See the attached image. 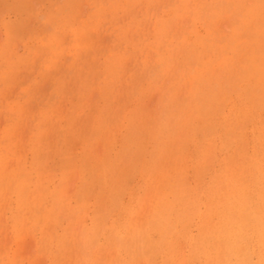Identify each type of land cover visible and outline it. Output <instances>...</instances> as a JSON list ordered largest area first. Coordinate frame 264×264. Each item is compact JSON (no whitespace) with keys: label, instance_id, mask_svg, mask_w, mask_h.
Masks as SVG:
<instances>
[{"label":"rangeland","instance_id":"374dc122","mask_svg":"<svg viewBox=\"0 0 264 264\" xmlns=\"http://www.w3.org/2000/svg\"><path fill=\"white\" fill-rule=\"evenodd\" d=\"M60 1L0 0V264H264V0Z\"/></svg>","mask_w":264,"mask_h":264},{"label":"bare ground","instance_id":"6f19581e","mask_svg":"<svg viewBox=\"0 0 264 264\" xmlns=\"http://www.w3.org/2000/svg\"><path fill=\"white\" fill-rule=\"evenodd\" d=\"M25 1H26V0H25ZM40 1L42 2V0H40ZM59 1H60V0H59ZM70 1H71V0H69V2H70ZM102 1H103V0H102ZM102 1H100V2L102 3ZM107 1H108V0H107ZM118 1L120 2V0H118ZM144 1H145V0H144ZM151 1H152V0H151ZM157 1H158V0H157ZM219 1H221V0H219ZM1 2H2V1H1ZM55 2H56V1H55ZM72 2H73V1H72ZM82 2H83V1H82ZM94 2H95V1H94ZM123 2H124V1H123ZM136 2H138V1H136ZM168 2H169V1H168ZM171 2H172V1H171ZM176 2H177V1H175V3H176ZM188 2H189V1H188ZM200 2H201V1H200ZM213 2H214V1H213ZM221 2H223V1H221ZM60 3H61V1H60ZM70 3H71V2H70ZM73 3L75 4V2H73ZM97 3H98V2H97ZM107 3H109V2H107ZM124 3H125V2H124ZM144 3H146V2H144ZM152 3H153V2H152ZM198 3H199V2H198ZM198 3H197V4H198ZM208 3H209V2H208ZM214 3H216V2H214ZM223 3H224V2H223ZM248 3H249V2H248ZM259 3H261V2H259ZM3 4H4V3H3ZM6 4H7V3H6ZM52 4H53V3H52ZM52 4H51L50 6H52ZM87 4H88V3H87ZM92 4L94 5V3H92ZM104 4H105V3H104ZM112 4H114V2H113ZM117 4H118V3H117ZM117 4H116V5H117ZM120 4H121V3H120ZM156 4H157V3H156ZM156 4H155L154 6H156ZM168 4H169V3H168ZM186 4H188V3H186ZM197 4H196V5H197ZM209 4H210V3H209ZM209 4H208V7H209ZM238 4H239V3H238ZM263 4H264V3H263ZM0 5H1V4H0ZM8 5H9V4H8ZM76 5H78V4H76ZM108 5H109V4H108ZM108 5H107V6H108ZM147 5H148V4H147ZM152 5H153V4H152ZM165 5H166V4H165ZM194 5H195V4H193V6H194ZM200 5H201V4H200ZM218 5H219V4H218ZM259 5H260V4H259ZM9 6H10V5H9ZM13 6H14V5H13ZM13 6H12V8H13ZM24 6H25V5H24ZM24 6H23V7H24ZM26 6L28 7V5H26ZM26 6H25V8H27ZM47 6H48V5H47ZM81 6H82V5H81ZM83 6H85V3H84ZM87 6H88V5H87ZM104 6H105V5H104ZM111 6H112V5H110V8H112ZM114 6H115V5H114ZM120 6H121V5H120ZM122 6H123V4H122ZM122 6H121V8H122ZM139 6H140V5H139ZM149 6H150V5H149ZM169 6L172 7L171 5H169ZM169 6H168V8H169ZM179 6H180V5H179ZM188 6H189V4H188ZM3 7H4V6H3ZM14 7H15V6H14ZM73 7H74V6H73ZM73 7H72V8H73ZM99 7H100V5H99ZM108 7H109V6H108ZM181 7H182V5H181ZM196 7H197V6H196ZM198 7H199V6H198ZM201 7H203V5H202ZM237 7H238V6H237ZM38 8H39V7H38ZM38 8H37V9H38ZM41 8H42V7H41ZM67 8H68V7H67ZM67 8H66V9H67ZM84 8H85V7H84ZM95 8H96V7H95ZM97 8H98V6H97ZM110 8H107V9H110ZM123 8H124V7H123ZM148 8H149V7H148ZM182 8H183V7H182ZM186 8H187V7H186ZM188 8H189V7H188ZM188 8H187V9H188ZM193 8H194V7H193ZM193 8H192V9H193ZM226 8H227V7H226ZM234 8H235V7H234ZM263 8H264V7H263ZM5 9H6V8H5ZM9 9H10V8H9ZM20 9H21V7H20ZM56 9H57V7H56ZM70 9H71V8H70ZM100 9H102V7H100V8L98 9V11H99ZM113 9H114V8H113ZM166 9H167V8H166ZM176 9H177V8H176ZM179 9H180V8H179ZM184 9H185V7H184ZM184 9H183V10H184ZM200 9H202V8H200ZM208 9H209V8H208ZM10 10H11V9H10ZM17 10H18V9H17ZM17 10H16V11H17ZM30 10H31V9H30ZM45 10H46V9H45ZM45 10H43V11H44V12H47V11H45ZM86 10H87V9H86ZM89 10H90V9H89ZM91 10H92V9H91ZM91 10H90V11H91ZM93 10H94V9H93ZM104 10H105V9H104ZM117 10H118V9H117ZM122 10H123V9H122ZM125 10H126V9H125ZM125 10H124V11H125ZM169 10H171V9H168V11H169ZM190 10H191V9H190ZM205 10H206V9H205ZM219 10H220V9H219ZM222 10H223V9H222ZM222 10H221V11H222ZM254 10H256V9H254ZM6 11H8V10H6ZM21 11H22V10H21ZM41 11H42V10H41ZM41 11H40V12H41ZM64 11H65V9H64ZM77 11H78V9H77ZM90 11H89V13H91ZM100 11H101V10H100ZM112 11H115V10H112ZM129 11H131V10H129ZM132 11H133V9H132ZM146 11H147V10H145V12H146ZM171 11H172V10H171ZM178 11H179V10H178ZM195 11H196V10H195ZM257 11H259V10H257ZM9 12H10V11H9ZM37 12H39V11H37ZM37 12H36V13H37ZM70 12H71V11L69 10V13H70ZM74 12H75V11H74ZM74 12H73V13H74ZM81 12L83 13L84 11L82 10ZM121 12H122V11H121ZM142 12H143V11H142ZM148 12H149V11H148ZM189 12H190V11H189ZM197 12H198V11H197ZM204 12H205V11H204ZM206 12H207V11H206ZM223 12H224V10H223ZM33 13H34V12H33ZM41 13H42V12H41ZM41 13H40V14H41ZM52 13H53V11H52ZM52 13H50V14H52ZM57 13H58V11H57ZM73 13H72V14H73ZM76 13H77V12H76ZM76 13H75V14H76ZM82 13H80V15H81ZM126 13H127V12H126ZM126 13H125V14H126ZM183 13H184V12H183ZM190 13H191V12H190ZM193 13H194V12H193ZM212 13H213V12H212ZM212 13H211V14H212ZM215 13H216V12H215ZM249 13H252V12H249ZM249 13H246V14H249ZM259 13H261V12H259ZM259 13H258V14H259ZM25 14H26V13H25ZM66 14H67V13H66ZM72 14H71V16H72ZM91 14H92V13H91ZM102 14H103V13H102ZM105 14H106V13H105ZM110 14H111V13H110ZM140 14H141V13H140ZM147 14H148V13H147ZM147 14H146V15H147ZM186 14H188V13H186ZM194 14H195V13H194ZM205 14H206V13H205ZM208 14H209V13H208ZM216 14H217V13H216ZM221 14H222V13H221ZM223 14H224V13H223ZM235 14H236V13H235ZM29 15H30V14H29ZM52 15H53V14H52ZM55 15H56V13H55ZM77 15H78V14H77ZM93 15H94V14H93ZM142 15H143V13H142ZM142 15H140V16H142ZM146 15H145V16H146ZM184 15H185V14H184ZM190 15H191V14H188V16H190ZM195 15H196V14H195ZM243 15H244V14H243ZM40 16H41V15H40ZM45 16H46V15H45ZM53 16H54V15H53ZM56 16H57V15H56ZM85 16H86V15H85ZM90 16H91V15H90ZM106 16H107V15H106ZM110 16L112 17L113 15L111 14ZM115 16H116V14H115ZM132 16H134V15H132ZM180 16H182V15H180ZM199 16H201V14H200ZM214 16H215V15H214ZM214 16H213V17H214ZM218 16H219V13H218ZM249 16H251V15H249ZM18 17H19V16H18ZM18 17H16V18H18ZM20 17H22V16H20ZM43 17H44V16H43ZM62 17H63V16H62ZM82 17H83V16H82ZM88 17H89V16H88ZM108 17H109V16H108ZM108 17H107L106 19H108ZM123 17H124V16H123ZM142 17H143V16H142ZM196 17H197V15H196ZM203 17H204V16H203ZM232 17H233V16H232ZM244 17H245V16H244ZM244 17H242V18H244ZM247 17H248V16H247ZM27 18H28V17H27ZM113 18H114V17H113ZM117 18H119V17H117ZM120 18H121V17H120ZM160 18H161V17H160ZM163 18H164V17H163ZM184 18H185V17H184ZM187 18H188V17H187ZM194 18H195V17H194ZM255 18H256V16H255ZM29 19H30V17H29ZM29 19H28V20H29ZM35 19H36V18H35ZM43 19H44V18H43ZM47 19H49V18H47ZM85 19H86V18H85ZM88 19H90V17H89ZM88 19H87V20H88ZM93 19H94V18H93ZM104 19H105V18H104ZM157 19H158V18H157ZM192 19H193V18H192ZM218 19H219V18H218ZM4 20H5V19H4ZM9 20H10V19H9ZM37 20H38V19H37ZM44 20H45V19H44ZM51 20H53V19H51ZM110 20H111V19H109L108 22H109ZM134 20H135V19H134ZM134 20H132V21H134ZM190 20H191V19H190ZM249 20H250V19H249ZM251 20H253V19H251ZM251 20H250V21H251ZM1 21H2V20H1ZM10 21H11V20H10ZM24 21H25V20H24ZM34 21H35V20H34ZM57 21H58V20H57ZM90 21H92V20H90ZM111 21H112V20H111ZM116 21H117V20H116ZM146 21H147V19H146ZM174 21H175V20H174ZM174 21H173V22H174ZM191 21L193 22V20H191ZM2 22H3V21H2ZM19 22H20V21H19ZM27 22L29 23V21H27ZM60 22H62V21H60ZM113 22H114V21H113ZM127 22H129V21H127ZM130 22H131V21H130ZM208 22H210V21H208ZM234 22H235V21H234ZM20 23H21V22H20ZM52 23H53V21H52ZM86 23H88V26H89V22L87 21ZM106 23H107V22H106ZM111 23H112V22H111ZM111 23H110V24H111ZM114 23H115V22H114ZM134 23H135V22H134ZM156 23H157V22H156ZM159 23H160V22H159ZM161 23H162V22H161ZM211 23H212V20H211ZM12 24H13V23H12ZM23 24H24V23H23ZM30 24H31V23H30ZM40 24H41V23H40ZM47 24H48V23H47ZM53 24H54V23H53ZM67 24H68V23H67ZM90 24H92V23H90ZM93 24H94V23H93ZM116 24H117V23H116ZM121 24L123 25V23H121ZM169 24L172 25V23H169ZM15 25H16V23H15ZM31 25H32V24H31ZM49 25H50V23H49ZM108 25H109V24H108ZM122 25H121V26H122ZM124 25H125V24H124ZM124 25H123V26H124ZM138 25H140V24H138ZM208 25H209V24H208ZM240 25H242V24H240ZM0 26H1V25H0ZM16 26H20V25L18 24V25H16ZM28 26H29V25H28ZM61 26H62V25H61ZM100 26H101V25H100ZM121 26H120V27H121ZM168 26H169V25H168ZM14 27H15V26H14ZM54 27H55V25H54ZM58 27H59V26H58ZM85 27H86V26H85ZM110 27H111V26H110ZM138 27H139V26H138ZM166 27H167V26H166ZM184 27H185V26H184ZM237 27L239 28V26H237ZM237 27H236V28H237ZM43 28H44V27H42V29H43ZM55 28H56V27H55ZM55 28H54V29H55ZM62 28H63V27H62ZM81 28H82V27H81ZM83 28H84V27H83ZM90 28H91V27H90ZM115 28H116V27H115ZM121 28H122V27H121ZM128 28H129V27H128ZM141 28H142V27H141ZM155 28H156V27H155ZM157 28H158V27H157ZM205 28H206V27H205ZM244 28H246V27H244ZM42 29H41V30H42ZM51 29H52V28H51ZM63 29H64V28H63ZM65 29H66V28H65ZM87 29H88V27H87L85 30H83V32H82L80 29H78L77 31L75 30V31H76V37H77V40H78V41H79L80 38L82 37V34L84 33V31H88V30H89V29H88V30H87ZM107 29H108V27H107ZM112 29H113V28H112ZM160 29H161V28H160ZM191 29H192V27H191ZM227 29H228V28H227ZM17 30H19V29H17ZM48 30H49V29H48ZM66 30H68V29H66ZM66 30H65V31H66ZM69 30H70V29H69ZM93 30H94V29H93ZM100 30H101V29H100ZM100 30H99V31H100ZM102 30H103V29H102ZM118 30H119V29H118ZM118 30H117V31H118ZM131 30H132V29H131ZM138 30H139V29H138ZM142 30H143V29H142ZM228 30H229V29H228ZM235 30H236V29H235ZM28 31H31L30 28H29ZM57 31H58V30H57ZM63 31H64V30H63ZM65 31H64V32H65ZM75 31H73V32L75 33ZM122 31H123V30H122ZM156 31H157V30H156ZM163 31H164V30H163ZM166 31H167V30H166ZM242 31H243V30H242ZM253 31H254V30H253ZM38 32H39V31H38ZM59 32H60V31H59ZM90 32H91V31H90ZM107 32H108V31H107ZM107 32H106V33H107ZM114 32H116V31H114ZM119 32H120V31H119ZM141 32H143V31H141ZM149 32H151V31H149ZM149 32H148V33H149ZM228 32H229V31H228ZM33 33H34V32H33ZM42 33H43V32H42ZM65 33H66V32H65ZM70 33H72V32H70ZM70 33H69V34H70ZM74 33H73V34H74ZM110 33H111V32H110ZM112 33H113V32H112ZM130 33H132V32L130 31ZM138 33L140 34V32H138ZM143 33H144V32H143ZM210 33H211V32H210ZM14 34H15V32H14ZM31 34H32V33H31ZM97 34H99V33L97 32ZM122 34H123V33H122ZM136 34H137V33H136ZM136 34H135V35H136ZM235 34H236V32H235ZM237 34H238V33H237ZM262 34H263V33H262ZM61 35H62V34H61ZM93 35H94V34H93ZM103 35H104V34H103ZM109 35H110V34H109ZM114 35H115V34H114ZM114 35H113V36H114ZM118 35H119V34H118ZM133 35H134V34H133ZM135 35H134V36H135ZM142 35H143V34H142ZM209 35H210V34H209ZM225 35H226V34H225ZM231 35H232V33H231ZM17 36H18V35H17ZM64 36H65V35H64ZM66 36H67V35H66ZM71 36H72V35H71ZM110 36H111V35H110ZM116 36H117V35H116ZM119 36H120V35H119ZM125 36H126V35H125ZM137 36L140 37L139 35H137ZM153 36H154V35H153ZM166 36H167V34H166ZM166 36H165V37H166ZM172 36H173V35H172ZM205 36H206V35H205ZM239 36H240V35H239ZM73 37H74V36H73ZM95 37H96V36H95ZM97 37H98V36H97ZM176 37H177V36H176ZM200 37H201V36H200ZM223 37H224V36H223ZM236 37H238V36H236ZM236 37H235V38H236ZM15 38L18 39V37H15ZM64 38H65V37H64ZM110 38H111V37H110ZM143 38H144V37H143ZM145 38H146V37H145ZM196 38H199V36L196 37ZM1 39H2V37H1ZM21 39H22V38H21ZM27 39H30V38L28 37ZM62 39H63V38H62ZM68 39H69V38H68ZM75 39H76V38H75ZM125 39H126V38H125ZM132 39H133V38H132ZM147 39H148V38H147ZM147 39H145V40H147ZM153 39H154V38H153ZM252 39H254V38H252ZM11 40H12V39H11ZM32 40H33V39H32ZM70 40H71V39H70ZM70 40H69V42H70ZM126 40H127V39H126ZM154 40H155V39H154ZM154 40H153V41H154ZM163 40H164V39H163ZM165 40H167V39H165ZM208 40H209V39H208ZM224 40H225V39H224ZM233 40H234V38H233ZM262 40H263V39H262ZM12 41H13V40H12ZM14 41H15V40H14ZM24 41H25V40H24ZM72 41H73V40H72ZM91 41H92V40H91ZM112 41H113V40H112ZM122 41H123V40H122ZM138 41H139V40H138ZM177 41H178V40H177ZM191 41H193V39H192ZM64 42H65V41H64ZM87 42H88V41H87ZM93 42H96V41H93ZM117 42H118V41H117ZM129 42H131V41H129ZM144 42H146V41H144ZM151 42H152V41H151ZM155 42H156V41H155ZM193 42H194V41H193ZM31 43H32V42H31ZM77 43H78V42H77ZM118 43H120V41H119ZM178 43H180V42H178ZM6 44H7V43H6ZM21 44H22V43H21ZM41 44H42V42H41ZM72 44H73V43H72ZM84 44H85V43H84ZM123 44H124V43H123ZM137 44H138V42H137ZM152 44H153V43H152ZM152 44H151V45H152ZM156 44H157V43H156ZM182 44H183V42H182ZM228 44H230V43H228ZM2 45H3V44H2ZM4 45H5V44H4ZM22 45H23V44H22ZM60 45H62V44H60ZM70 45H71V44H70ZM74 45H80V43H78V44H74ZM90 45H91V42H90ZM113 45H115V44H113ZM113 45H111V46L113 47ZM144 45H145V44H144ZM162 45H163V44H162ZM180 45H181V44H180ZM180 45H179V46H180ZM213 45H214V44H213ZM213 45H211V46H213ZM18 46L20 47V45H18ZM27 46H28V45H27ZM45 46H46V45H45ZM137 46H138V45H137ZM156 46H158V45H156ZM175 46H176V44H175ZM256 46H258V45H256ZM30 47H31V46H30ZM39 47H40V46H39ZM42 47H43V46H42ZM61 47H62V46H61ZM63 47H65V46H63ZM67 47H69V46H67ZM125 47H126V46H125ZM138 47H139V46H138ZM158 47H159V46H158ZM161 47H162V46H161ZM161 47H159V49H160ZM258 47H259V46H258ZM22 48H23V47H22ZM26 48H27V47H26ZM40 48H41V47H40ZM69 48H70V47H69ZM75 48H76V46H75ZM154 48H155V47H154ZM156 48H157V47H156ZM156 48H155V49H156ZM256 48H257V47H256ZM5 49H6V48H5ZM11 49H12V48H11ZM14 49H15V48H14ZM16 49H17V48H16ZM44 49H45V48H44ZM67 49H68V48H67ZM78 49H79V48H78ZM80 49H81V48H80ZM80 49H79V50H80ZM98 49H99V48H98ZM110 49H111V48H110ZM112 49H113V48H112ZM112 49H111V50H112ZM134 49H135V48H134ZM12 50H13V49H12ZM26 50H27V49H26ZM26 50H24V51H26ZM76 50H77V49H76ZM76 50H75V52H76ZM79 50H78V51H79ZM83 50H84V49H83ZM122 50H123V49H121V51H122ZM139 50H140V49H139ZM163 50H164V49H163ZM172 50H173V49H172ZM10 51H11V50H10ZM27 51H28V50H27ZM35 51H36V50H35ZM60 51H61V50H60ZM87 51H88V50H87ZM100 51H101V50H100ZM115 51H116V50H115ZM121 51H118V52L120 53ZM125 51H126V50H125ZM216 51H218V50H216ZM254 51H255V49H254ZM259 51H260V50H259ZM11 52H12V51H11ZM30 52H31V51H30ZM61 52H63V51H61ZM70 52H71V51H70ZM75 52H74V53H75ZM109 52H110V51H109ZM118 52H117V53H118ZM123 52H124V51H123ZM152 52H153V51H152ZM152 52H151V53H152ZM163 52H164V54H165L166 51H163ZM181 52H182V51H181ZM256 52H257V51H256ZM85 53H86V52H85ZM85 53H84V55H85ZM119 53H118V54H119ZM125 53H126V52H125ZM130 53H131V52H130ZM130 53H129V54H130ZM135 53H136V52H135ZM142 53H143V52H142ZM173 53H174V52H173ZM252 53H253V52H252ZM75 54H76V53H75ZM78 54H79V53H78ZM81 54H82V53H81ZM87 54H88V53H87ZM89 54H90V50H89ZM114 54H115V53H114ZM123 54H124V53H123ZM146 54H147V53H146ZM159 54H160V53H159ZM41 55H42V53H41ZM46 55H47V54H46ZM69 55H70V54H69ZM119 55H120V54H119ZM192 55H193V54H192ZM192 55H191V56H192ZM26 56H27V55H26ZM60 56H61V55H60ZM100 56H101V55H100ZM115 56H116V54H115ZM129 56H130V55H129ZM134 56H135V55H134ZM156 56H159V55H156ZM198 56H199V55H198ZM81 57H82V56H81ZM123 57H124V56H123ZM123 57H120V58H123ZM137 57H138V56H137ZM149 57H150V56H149ZM159 57H161V56H159ZM163 57H165V55H164ZM166 57H167V56H166ZM192 57H193V56H192ZM195 57H197V56H195ZM59 58H62V57H59ZM78 58H79V57H77V59H78ZM98 58H99V57H98ZM108 58H109V57H108ZM113 58H115V57H113ZM126 58H127V57H126ZM129 58H131V57H129ZM139 58H141L140 55H139ZM156 58H157V57H156ZM156 58H155V59H156ZM161 58H162V57H161ZM250 58H251V57H250ZM13 59H14V58H13ZM67 59H68V58H67ZM72 59H73V58H72ZM74 59H75V58H74ZM77 59H76V60H77ZM85 59H86V58H85ZM115 59H116V58H115ZM225 59H226V58H225ZM228 59H229V58H228ZM251 59H252V58H251ZM81 60H82V59H81ZM107 60H108V59H107ZM110 60L112 61V59H110ZM119 60H120V59H119ZM121 60H122V59H121ZM140 60H141V59H140ZM143 60H144V59H143ZM156 60H157V59H156ZM158 60H159V59H158ZM2 61H4V60H2ZM2 61H1V63H2ZM47 61H49V60H47ZM65 61H66V60H65ZM82 61H84V60H82ZM105 61H106V60H105ZM114 61H115V60H114ZM123 61H124V60H123ZM123 61H122V62H123ZM136 61H137V59H136ZM153 61H154V60H153ZM11 62H12V61H11ZM35 62H36V61H35ZM106 62H107V61H106ZM147 62H148V60H147ZM228 62H229V60H228ZM241 62H242V61H241ZM77 63H78V62H77ZM82 63H83V62H82ZM93 63H94V62H93ZM115 63H116V61H115ZM120 63H121V61H120ZM139 63H141V62H139ZM159 63H161V62H159ZM193 63H194V62H193ZM83 64H84V63H83ZM83 64H82V65H83ZM87 64H89V63H87ZM90 64H91V63H90ZM98 64H99V63H98ZM104 64H105V63H104ZM123 64H124V63H123ZM162 64H163V63H162ZM162 64H161V65H162ZM9 65H10V63H9ZM74 65H75V64H74ZM78 65H79V64H78ZM91 65H92V64H91ZM117 65H118V64H117ZM129 65H130V64H129ZM137 65H138V62H137ZM223 65H224V64H223ZM4 66H5V65H4ZM70 66L73 67L72 65H70ZM79 66H80V65H79ZM83 66H84V65H83ZM96 66H97V65H96ZM118 66H119V65H118ZM141 66H142V65H141ZM242 66H243V65H242ZM55 67H56V65H55ZM94 67H95V63H94ZM119 67H121V66H119ZM133 67H134V66H133ZM137 67L139 68V66H137ZM142 67H143V66H142ZM166 67H167V66H166ZM183 67H184V66H183ZM20 68H21V67H20ZM49 68H50V67H49ZM49 68H48V69H49ZM76 68H77V67H76ZM96 68H97V67H96ZM138 68H137V69H138ZM241 68H242V67H241ZM3 69H4V68H3ZM23 69H24V68H23ZM33 69H34V68H33ZM51 69H52V68H51ZM60 69H61V68H60ZM65 69H66V68H65ZM71 69H72V68H71ZM119 69H120V68H119ZM122 69H123V68H122ZM152 69H153V68H152ZM158 69H159V68H158ZM158 69H157V70H158ZM255 69H256V68H255ZM34 70H35V69H34ZM49 70H50V69H49ZM68 70H69V69H68ZM125 70H126V69H125ZM154 70H155V69H154ZM157 70H156V71H157ZM227 70H228V69H227ZM23 71H25V70H23ZM51 71L53 72V70H51ZM165 71H166V70H165ZM188 71H189V69H188ZM238 71H240V70H238ZM238 71H237V73H238ZM33 72H34V71H33ZM69 72H70V71H69ZM71 72H72V71H71ZM117 72H118V71H117ZM260 72H261V71H260ZM49 73H50V72H49ZM72 73H73L72 76H74V72H72ZM76 73H77V72H76ZM125 73H126V71H125ZM145 73H146V72H144V75H145ZM156 73H157V72H156ZM224 73H225V72H224ZM45 74H46V73H45ZM47 74H48V73H47ZM70 74H71V73H70ZM94 74H95V73H93V75H94ZM151 74H152V73H151ZM159 74H160V73H159ZM167 74H168V73H167ZM219 74H220V73H219ZM221 74H223V73H221ZM228 74H229V73H228ZM107 75H108V74H107ZM155 75H156V74H155ZM155 75L152 74L153 77H154ZM171 75H172V74H171ZM223 75H224V74H223ZM251 75H252V74H251ZM261 75H262V74H261ZM13 76H14V75H13ZM13 76H12V77H13ZM63 76H64V75H63ZM66 76H67V75H66ZM87 76H88V75H86V78H87ZM156 76H158V75H156ZM36 77H37V76H36ZM118 77H119V76H118ZM184 77H185V76H184ZM252 77H253V76H252ZM47 78H48V77H47ZM70 78H72V77H70ZM123 78H124V77H123ZM160 78H161V77H160ZM227 78H228V77H227ZM39 79H40V78H39ZM235 79H236V78H235ZM5 80H6V79H5ZM65 80H66V79H65ZM47 81H48V80H47ZM200 81H202L201 78H200ZM228 81H229V80H228ZM65 82H66V81H65ZM154 82H155V81H154ZM229 82H230V81H229ZM63 83H64V82H63ZM63 83H62V85H63ZM160 83H161V82H160ZM3 84H4V83H3ZM3 84H2V85H3ZM121 84H122V83H121ZM198 84H199V83H198ZM32 86H33V85H32ZM74 86H75V85H74ZM133 86H134V85H133ZM8 87H9V85H8ZM134 87H135V86H134ZM200 87H201V86H200ZM1 88H3V87H1ZM61 88H62V87H61ZM132 88H133V87H132ZM162 88H164V87H162ZM169 88H171V87H169ZM18 89H19V88H18ZM178 89H180V88H178ZM197 89H198V88H197ZM211 89H212V88H211ZM213 89H214V88H213ZM113 90H114V89H113ZM132 90H133V89H132ZM175 90H176V89H175ZM209 90H210V89H209ZM52 91H54V90H52ZM55 91H56V90H55ZM0 92H1V91H0ZM57 93H58V92H57ZM65 94H67V93H65ZM170 94H171V93H170ZM53 95H54V94H53ZM92 95H93V94H92ZM115 95H116V94H115ZM11 96H12V95H11ZM11 96H10V97H11ZM51 96H52V94H51ZM62 96H63V95H62ZM169 96H170V95H169ZM180 96H181V95H180ZM52 97H53V96H52ZM14 98H15V97H14ZM42 98H43V96H42ZM91 98H92V97H91ZM24 99H25V98H24ZM47 99H48V98H47ZM178 99H179V98H178ZM183 99H185V98H183ZM25 100H26V99H25ZM29 100H30V99H29ZM32 100H33V99H32ZM48 100H50V99H48ZM61 100H62V99H61ZM46 101H47V100H46ZM119 101H120V100H119ZM260 101H261V99H260ZM260 101H259V102H260ZM39 102H41V100H40ZM39 102H38L37 104H39ZM47 102H48V101H47ZM47 102H46V103H47ZM157 102H158V101H157ZM213 102H214V99H213ZM32 103H33V101H32ZM46 103H45V104H46ZM16 104H17V103H16ZM20 104H21V103H20ZM25 104H26V103H25ZM17 105H18V104H17ZM22 105H23V104H22ZM51 105H52V104H50V107H49V105H48V107L51 108ZM94 105H95V104H94ZM0 106H1V105H0ZM19 106H20V105H19ZM45 106H46V105H45ZM147 106H148V105H147ZM52 107H53V106H52ZM17 108H18V107H17ZM1 109H2V108H1ZM14 110H15V108H14ZM46 110H47V109H46ZM89 110H91V109H89ZM144 110H145V109H144ZM162 110H163V109H162ZM0 111H1V110H0ZM17 111H19V109H18ZM17 111H16V112H17ZM49 111H50V110H49ZM153 111H154V110H153ZM153 111H152V112H153ZM110 112H111V111H110ZM118 112H119V111H118ZM4 113H5V112H4ZM11 113H12V112H11ZM50 113H51V112H50ZM15 114H16V113H15ZM108 114H109V113H108ZM0 115H1V114H0ZM9 115H10V113H9ZM9 115H8V116H9ZM49 115H50V114H49ZM80 115H81V114H80ZM8 116H7V117H8ZM114 116H115V115H114ZM114 116H113V117H114ZM131 116H132V115H131ZM15 117H16V115H15ZM33 117H34V116H33ZM46 117H47V116H46ZM80 117H81V116H80ZM113 117H112V120H113ZM1 118H2V117H1ZM12 118H13V117H12ZM77 118H78V117H77ZM114 118H115V117H114ZM45 119H46V118H45ZM3 120H4V119H3ZM33 120H34V119H33ZM137 120H138V119H137ZM212 120H213V118H212ZM9 121H10V120H9ZM41 121H42V120H40V122H41ZM51 121H52V120H51ZM6 122H7V120H6ZM18 122H19V121H18ZM18 122H17V123H18ZM108 122H109V121H108ZM30 123H31V122H30ZM151 123H152V122H149V124H151ZM154 123H155V122H154ZM7 124H8V123H7ZM36 124H38V123H36ZM52 124H53V123H52ZM9 125H10V124H9ZM14 125H15V124H14ZM40 125H41V124H40ZM40 125H39V126H40ZM68 125H70V123H69ZM22 126H23V125H22ZM55 126H56V124H55ZM60 126H61V125H60ZM137 126H138V124H137ZM16 127H17V126H16ZM36 127H38V126H36ZM86 127H87V126H86ZM242 127H243V126H242ZM13 128H14V127H13ZM134 128H135V127H134ZM9 129H10V128H9ZM9 129H8V133H9V131H10ZM11 129H12V127H11ZM69 129H70V128H69ZM94 129H95V128H94ZM142 129H143V127H142ZM16 130H17V129H16ZM18 130H19V129H18ZM18 130H17V131H18ZM53 130H54V129H53ZM149 130H150V129H149ZM56 131H57V130H56ZM64 131H65V130H64ZM93 131H94V130H93ZM135 131H136V130H135ZM152 131H153V130H152ZM182 131H184V129H183ZM182 131H181V132H182ZM11 132H12V131H11ZM11 132H10V133H11ZM53 132H54V131H53ZM59 132H60V130H59ZM149 132H150V131H149ZM68 133H69V132H68ZM94 133H95V132H94ZM144 133H145V132H144ZM15 134H16V133H15ZM17 134H18V133H17ZM140 134H141V133H140ZM263 134H264V133H263ZM5 135H7V133H6ZM90 135H91V134H90ZM93 135H95V134H93ZM129 135H130V134H129ZM143 135H144V134H143ZM15 136H16V135H15ZM68 136H69V135H68ZM130 136H131V135H130ZM144 136H145V135H144ZM66 137H67V136H66ZM181 137H182V136H181ZM7 138H9V134L7 135ZM214 138H215V137H214ZM35 139H36V137H35ZM143 139H144V137H143ZM4 140H5V139H4ZM1 141H2V139H1ZM58 141H59V140H58ZM124 141H125V140H124ZM5 142H6V141H5ZM54 142H56V140H55ZM125 142H126V141H125ZM129 142H130V141H129ZM176 142H177V141H176ZM214 142H215V141H214ZM8 143H9V142H8ZM56 143H57V142H56ZM9 144H10V143H9ZM57 144H58V143H57ZM103 144H104V143H103ZM1 145H2V144H1ZM15 145H16V143H15ZM59 145H60V144H59ZM173 145H174V143H173ZM184 145H185V144H184ZM136 146H137V145H136ZM5 147H6V146H5ZM48 147H50V146H48ZM60 147H61V145H60ZM63 147H64V146H63ZM97 147H98V146H97ZM185 147H186V146H185ZM0 148H1V147H0ZM6 148H7V147H6ZM98 148H99V147H98ZM133 148H134V147H133ZM99 149H100V148H99ZM135 149H136V148H135ZM135 149H134V150H135ZM143 149H144V148H143ZM182 149H183V148H182ZM245 149H246V148H245ZM251 149H252V148H251ZM62 150H63V148H62ZM212 150H213V148L211 149V151H212ZM9 151H10V150H9ZM9 151H8V153H9ZM145 151H146V150H145ZM4 152H5V151H4ZM33 152H34V151H33ZM137 152H138V151H137ZM205 152H206V150H205ZM12 154H14V153H12ZM104 154H105V153H104ZM106 154H108V153H106ZM263 154H264V153H263ZM3 155H4V153H3ZM13 156H14V155H13ZM136 156H137V155H136ZM234 156H235V155H234ZM243 156H244V155H243ZM248 156L251 158L250 155H248ZM256 156L258 157V155H256ZM102 157H103V156H102ZM104 157H105V156H104ZM222 157H223V156H222ZM253 157H254V156H253ZM220 158H221V157H220ZM104 159H105V158H104ZM169 159H170V158H169ZM183 159H185V158H183ZM207 159H208V158H207ZM209 159H210V158H209ZM254 159H255V158H254ZM259 159H260V158H259ZM238 160H239V159H238ZM241 160H242V159H241ZM241 160H239V161H241ZM248 160H249V159H248ZM255 160H256V159H255ZM11 161H12V160H11ZM197 161H198V160H197ZM221 161H222V160H221ZM235 161H236V160H235ZM242 161H243V160H242ZM242 161H241V162H242ZM244 161H245V160H244ZM251 161H253V160H251ZM251 161H250V162H251ZM168 162L170 163V161H168ZM184 162H185V161H184ZM231 162H232V161H231ZM261 162H263V161H261ZM218 163H219V162H218ZM255 163H256V162H255ZM101 164H102V160H101ZM198 164H199V163H198ZM225 164H226V163H225ZM227 164H228V163H227ZM246 164H247V163H246ZM252 164H253V163H252ZM252 164H250V165H252ZM256 165H257V164H255V166H256ZM245 166H246V165H245ZM17 167H18V166H17ZM239 167H240V166H239ZM252 167H254V166H252ZM183 168H185L184 165H183ZM199 168H201V167H199ZM205 168H206V166H205ZM234 168H235V167H234ZM254 168H255L254 170H256V171H255L256 174L259 173V171L257 172L256 167H254ZM80 169H81V168H80ZM74 170H75V169H74ZM215 170H217V169H215ZM230 170H231V169H230ZM236 170H239V169H236ZM254 170H253V171H254ZM92 171H93V170H91V172H92ZM96 171H97V172H96ZM96 171H95L96 173L89 174V175H90L89 180H90L91 182H99V181H103V179L100 177V173L98 172V170H96ZM185 171L187 172V170H185ZM185 171H184V172H185ZM15 172H16V171H15ZM251 172H252V170H251ZM261 172H263V171H261ZM80 173H81V172H80ZM121 173H122V172H121ZM243 173H244V172H243ZM17 174H18V173H17ZM87 174H88V173H87ZM128 174H129V173H128ZM202 174H204V173H202ZM239 174H241V173H239ZM80 175H81V178H80V181H79V184H80V187H81L80 190L83 191V190L85 189V187L87 186V185H86V182H88V181L84 182V180H85L84 177L82 176V174H80ZM185 175H186V174H185ZM187 175H188V172H187ZM241 175H242V174H241ZM254 175H255V173H254ZM254 175H253V176H254ZM19 176H20V175H19ZM249 176H250V175H249ZM261 176H262V175H261ZM75 177H76V176H75ZM251 177H252V176H251ZM121 178H122V177H121ZM121 178H120V179H121ZM183 178H184V177H183ZM253 178H254V177H253ZM45 179H46V178H45ZM184 179H185V178H184ZM240 180H241V179H240ZM13 181H14V180H13ZM228 181H229V180H228ZM236 181H237V180H236ZM241 181H242V180H241ZM241 181H239V182H241ZM254 181L258 182V181H260V180H258V179H257V180L254 179ZM69 182H70V181H69ZM239 182H237V183H239ZM247 182H249V181H247ZM261 182H262V181H260L259 183H261ZM20 183H21V182H20ZM34 183H35V182H34ZM34 183H33V184H34ZM242 183H243V182H242ZM242 183H241V184H242ZM5 184H6V183H5ZM11 184H12V183H11ZM33 184H32V187H33ZM176 184H177V186H178L179 183L176 182ZM17 185H18V184H17ZM242 185H243V184H242ZM244 185H245V184H244ZM246 185H247V184H246ZM249 185H250V184H249ZM72 186H73V184H72ZM230 186H231V185H230ZM5 187H6V186H5ZM209 187L211 188L212 186H209ZM246 187H247V186H246ZM131 188H132V187H131ZM230 188H231V187H229V189H230ZM30 189H31V188H30ZM30 189H29V190H30ZM37 189H39V188H37ZM175 189H177V188H175ZM187 189H189V188H187ZM195 189H196V188H195ZM213 189H214V188H213ZM234 189H235V188H234ZM242 189H243V188H242ZM250 189H251V187H250ZM254 189H255V188H254ZM43 190H44V189H43ZM240 190H241V189H240ZM252 190H253V189H252ZM263 190H264V189H263ZM71 191H72V190H71ZM71 191H70V192H71ZM116 191H117V190H116ZM186 191H187V190H186ZM201 191H202V190H201ZM201 191H200V193H201ZM213 191H214V190H213ZM216 191H217V187H216ZM229 191L233 192L232 190H229ZM234 191H235V190H234ZM249 191H250V190H249ZM195 192H196V194H197V190H196ZM222 192H223V191H222ZM237 192H238V191H237ZM247 192H248V191H247ZM33 193H34V192H33ZM159 193H160V192H159ZM192 193H193V192H192ZM210 193H212V191H211ZM210 193H209V194H210ZM217 194H218V193H217ZM0 195H1V194H0ZM193 195H195V194H193ZM198 195H200V194H198ZM231 195H232V194H231ZM176 196H177V192H176ZM213 196H214V195H213ZM216 196H217V195H216ZM245 196H246V194H245ZM81 197H82V194L78 191V192L76 193V199H77V201H79V200L81 199ZM111 197H112V196H111ZM113 197H114V195H113ZM217 197H218V196H217ZM114 198H115V197H114ZM197 198H198V197H197ZM211 198H212V197H211ZM213 198H214V197H213ZM220 198H221V197H220ZM233 198H234V197H233ZM112 199H113V198H112ZM183 199H184V198H183ZM214 199H215V198H214ZM223 199H224V198H223ZM230 199H232V198H230ZM234 199H235V198H234ZM245 199H246V198H245ZM190 200H191V199H190ZM198 200H199V199H198ZM200 200H201V199H200ZM248 200H249V199H248ZM85 201H86V200H85ZM250 201H251V197H250ZM107 202H108V201H107ZM234 202H235V201H234ZM201 203H202V202H201ZM217 203H218V202H217ZM224 203H225V202H224ZM1 204H3V203H1ZM35 204H36V201H35ZM35 204H34V206H35ZM106 204H107V203H106ZM229 204H230V202H229ZM249 204H250V203H249ZM249 204H248V205H249ZM29 205H30V203H29ZM187 205H188V204H187ZM230 205H232V204H230ZM1 206H2V205H1ZM223 206H224V205H223ZM249 206H250V205H249ZM32 207H33V205H32ZM56 207H57V206H56ZM60 207H61V206H60ZM70 207H71V205H70ZM70 207H69L68 209H70ZM101 207H102V204H101ZM191 207H192V206H191ZM197 207H199V206L197 205ZM229 207H230V206H229ZM231 208H232V207H231ZM0 209H1V208H0ZM64 209H65V208H64ZM66 209H67V208H66ZM66 209H65V210H66ZM219 209H220V208H218V210H219ZM73 210H74V209H73ZM188 210H189V209H188ZM230 210H231V209H230ZM233 210H234V209H233ZM233 210H231V211H233ZM247 210H248V209H247ZM80 211H81V210H80ZM192 211H193V210H192ZM231 211H229V212H231ZM52 212H54V211H52ZM71 212H72V211H71ZM59 213H60V212H59ZM72 213H73V212H72ZM96 213H97V212H96ZM96 213H95V211H94V215H93L94 218H95ZM218 213H219V212H218ZM232 213H234V212H232ZM261 213H262V212H261ZM26 214H27V213H26ZM55 214H56V213H55ZM221 214H222V213H221ZM60 215H61V214H60ZM227 215H228V214H227ZM231 215H232V214H231ZM73 216H74V214H73ZM153 216H154V215H153ZM155 216H156V215H155ZM157 216H158V215H157ZM157 216H156V217H157ZM245 216H246V215H245ZM58 217H59V216H58ZM62 217H63V216H62ZM64 217H65V215H64ZM69 217H71V216L69 215ZM231 217H232V216H231ZM231 217H230V219H231ZM189 218H190V217H189ZM215 218H216V217H215ZM245 218H246V217H245ZM66 219H67V218H66ZM68 219H69V218H68ZM224 219L227 220V218H224ZM228 219H229V218H228ZM247 219H249V218H247ZM39 220H40V219H39ZM41 220H42V219H41ZM48 220H49V219H48ZM231 220H232V219H231ZM217 221L219 222L218 219H217ZM228 221H230V220H228ZM228 221H227V222H228ZM36 222H37V221H36ZM54 222H55V221H54ZM153 222H154V221H153ZM189 222H190V221H189ZM191 222H192V221H191ZM236 222H238V221H236ZM47 223H48V222H47ZM100 223H101V222H100ZM26 224H27V223H26ZM148 224H149L148 226H149L152 230L155 229V228H157V224H156V223H148ZM219 224H221V223H219ZM233 224H234V222H233ZM239 224H240V223H239ZM245 224H246V222H245ZM38 225L40 226V224H38ZM185 225H186V224H185ZM222 225H223V224H222ZM225 225H226V224H225ZM227 225H228V224H227ZM230 225H231V224H230ZM253 225H254V223H253ZM34 226L36 227L35 224H34ZM52 226H53V225H52ZM100 226H101V225H100ZM192 226H193V225H192ZM217 226H218V223H217ZM245 226H246V225H245ZM35 227H34V228H35ZM200 227H201V226H200ZM218 227H219V226H218ZM220 227H222V226H220ZM228 227H229V226H228ZM57 228H58V227H57ZM193 228H195V227L193 226ZM234 228H235V227H234ZM234 228H232V229L234 230ZM237 228H239V227H237ZM237 228H236V229H237ZM241 228H242V227H241ZM243 228H244V226H243ZM75 229H76V228H75ZM199 229H200V228H199ZM199 229H198V230H199ZM205 229H206V228H205ZM226 229H227V227H226ZM229 229H230V228H229ZM246 229H247V227H246ZM246 229H245V230H246ZM248 229H249V228H248ZM258 229H259V228H258ZM52 230H53V229H52ZM145 230H146V229H145ZM194 230L196 231V229H194ZM214 230H215V229H214ZM33 231H34V229H33ZM82 231H83V229H82ZM218 231H219V230H218ZM225 231H226V230H225ZM230 231H231V230H230ZM234 231H235V230H234ZM42 232H43V231H42ZM244 232H245V231H244ZM0 233H2V232H0ZM199 233H200V232H199ZM218 233H219V232H218ZM220 233H221V232H220ZM262 233H263V232H262ZM262 233H261V235H263ZM38 234H39V233H38ZM44 234H45V232H44ZM190 234H191V233H189V235H190ZM247 234H248V233H247ZM41 235H42V234H41ZM41 235H40V236H41ZM242 235H243V234H242ZM40 236H39V237H40ZM61 236H62V235H61ZM76 236H77V235H76ZM212 236H213V234H212ZM223 236H224V235H223ZM239 236H240V235H239ZM245 236H246V235H245ZM252 236H254V235L252 234ZM56 237H57V236H56ZM196 237H197V236H196ZM248 237H249V236H248ZM35 238H36V236H35ZM67 238H68V237H67ZM26 239H27V237H26ZM38 239H39V238H38ZM44 239H45V236H44ZM200 239H201V238H200ZM248 239H250V238H248ZM1 240H2V239H1ZM6 240H7V239H6ZM41 240H43V239H41ZM127 240H128V239H127ZM194 240H196V242H197V239H194ZM221 240H222V239H221ZM242 240H243V239H242ZM250 240H251V239H250ZM24 241H26V240H24ZM138 241H140V240H138ZM223 241H224V240H223ZM230 241H231V240H230ZM246 241H247V240H246ZM246 241H244V242H246ZM0 242H1V241H0ZM7 242H8V241H7ZM32 242H33V241H32ZM34 242H35V241H34ZM45 242H46V240H45ZM79 242H80V241H79ZM116 242H117V241H116ZM126 243H127V242H126ZM175 243H176V242H175ZM175 243H174V244H175ZM193 243H194V242H193ZM199 243H200V241H199ZM208 243H210V242H208ZM228 243H229V242H228ZM239 243H240V242H239ZM41 244H42V243H41ZM78 244H79V243H78ZM78 244H77V245H78ZM93 244H94V243H93ZM177 244H178V243H177ZM189 244H190V243H189ZM195 244H196V243H195ZM195 244H194V245H195ZM247 244H249V243L247 242L246 245H247ZM250 244H251V243H250ZM5 245H7V243H6ZM66 245H67V243H66ZM74 245H75V244H74ZM83 245H84V244H83ZM196 245H197V244H196ZM201 245H202V242H201ZM80 246H81V245H80ZM127 246H128V244L126 245V247H127ZM197 246H198V245H197ZM202 246H203V245H202ZM149 247H150V246H149ZM247 247H248V246H247ZM189 248H190V247H189ZM200 248H201V247H200ZM255 248H256V247H255ZM191 249H192V248H191ZM204 249H207V248H204ZM242 249H243V248H242ZM37 250H38V249H37ZM52 250H53V249H52ZM180 250H181V249H180ZM180 250H179V251H180ZM188 250H189V249H188ZM71 251H72V250H71ZM148 251H149V250H148ZM38 252H39V251H38ZM88 252H89V251H88ZM148 253H149V252H148ZM173 253H174V252H173ZM187 253H188V252H187ZM192 254H195V253L193 252ZM85 255H86V254H85ZM85 255H84V256H85ZM89 255H90V254H89ZM179 255H180V253H179ZM181 255H183V254H181ZM187 255H188V254H187ZM41 256H43V255H41ZM151 256H152V255H151ZM151 256H150V257H151ZM183 256H184V255H183ZM188 256H189V255H188ZM191 256H192V255H191ZM196 256H197V255H196ZM200 256H201V255H200ZM167 257H168V256H167ZM185 257H186V256H185ZM198 257H199V256H198ZM220 257H221V256H220ZM41 258H42V257H41ZM43 258H44V256H43ZM155 258H156V257H155ZM181 258H182V257H181ZM181 258H180V259H181ZM189 258H190V257H189ZM192 258H193V257H192ZM114 259H115V258H114ZM186 259H187V258H186ZM87 260H88V258H87ZM120 260H121V257H120ZM120 260H119V262H121ZM221 260H222V259H221ZM45 261H46V260H45ZM183 261H184V260H183ZM196 261H197V260H196ZM111 262H112V261H111ZM122 262H123V261H122ZM139 262H140V261H139ZM123 264H124V263H123ZM183 264H184V263H183Z\"/></svg>","mask_w":264,"mask_h":264}]
</instances>
